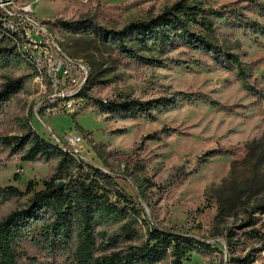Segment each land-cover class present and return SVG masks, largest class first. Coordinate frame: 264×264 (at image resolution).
<instances>
[{
  "label": "rangeland",
  "instance_id": "1",
  "mask_svg": "<svg viewBox=\"0 0 264 264\" xmlns=\"http://www.w3.org/2000/svg\"><path fill=\"white\" fill-rule=\"evenodd\" d=\"M3 1L0 91L10 82L20 89L0 105V222L28 207L29 184L43 190L61 159L24 161L28 144L18 141L31 134L54 144L55 135L61 148L81 136L66 149L110 176L117 194L95 208L96 259L142 246L158 229L194 240L184 264H264V33L255 32L264 29V0ZM180 2L204 10L210 27L192 32L240 66L198 52L180 32L168 43L141 39L135 24ZM31 19L46 23L52 42L37 43ZM59 48L87 64L84 97L52 72ZM30 58L49 59L40 79ZM124 100L169 103L142 115L118 112ZM163 129L160 141L142 144ZM9 187L22 195L2 192ZM60 240L55 248L26 240L20 263L75 264L77 224Z\"/></svg>",
  "mask_w": 264,
  "mask_h": 264
},
{
  "label": "trees",
  "instance_id": "2",
  "mask_svg": "<svg viewBox=\"0 0 264 264\" xmlns=\"http://www.w3.org/2000/svg\"><path fill=\"white\" fill-rule=\"evenodd\" d=\"M203 14V9L180 2L165 9L156 19L135 24V27L138 34L142 36L141 39L156 38L167 43L171 41L170 37L174 33L180 32L198 52L212 54L218 61L225 56L222 49L191 30L192 26L210 27L209 21ZM263 30L258 28L255 32L261 34L264 33ZM119 38L122 40V33L115 36V39L120 40ZM225 57L231 65L240 66L238 58L234 55L227 54ZM240 74L244 75V72L240 70ZM19 89L17 82L6 83L0 91V105ZM167 103L169 100H166L163 106L160 100L150 102L124 100L117 105L116 109L120 113L137 110L143 115L159 110L167 106ZM151 115L150 113L148 117ZM165 133L167 132L163 129L146 135L141 142L143 144L148 141H160ZM18 142V148L28 144L22 156L24 161L37 162L53 155H58L61 159L57 171L44 182L43 190L36 191L34 184H29L26 191V194L31 195L28 207L10 213L0 222V264H21L19 259L22 244L26 240L51 248L65 246V242L60 238H67V234L75 229L76 224L80 241L74 252L73 263L75 264H93L94 262L151 264L164 255H170L171 264H184L190 259L193 243H195L193 239L158 229L148 233L146 243L142 246L130 247L124 254L115 253L103 256L100 260L96 259L94 256L95 208L109 204L111 196L117 195L108 187L111 185V177L79 161L74 154L63 150L58 145L45 142L38 135H26ZM64 178L68 179V183L59 187V183ZM2 192L8 193L6 195H22L13 187L2 189Z\"/></svg>",
  "mask_w": 264,
  "mask_h": 264
},
{
  "label": "built area",
  "instance_id": "3",
  "mask_svg": "<svg viewBox=\"0 0 264 264\" xmlns=\"http://www.w3.org/2000/svg\"><path fill=\"white\" fill-rule=\"evenodd\" d=\"M40 1V0H36ZM6 5L3 0H0V8L5 7ZM25 11L32 12V8H25ZM29 23L32 25L29 27L35 29L36 33L40 40H38L39 45H45L52 42L53 38L51 36V33L49 31V28L47 27L46 23L38 22L35 20H29ZM30 62L33 63L36 71H37V77L40 79L44 72L49 68L48 61L49 59H40L37 60L35 58H30ZM52 72H58L61 73V75L65 76L66 78H71L73 83V89L74 94L73 96H83L85 89L88 85L89 81V68L87 64L84 62L71 58L63 53V51L59 48L57 51L56 59L54 60L52 64ZM104 104H107V101H104ZM81 105V104H80ZM53 140L57 143H54L55 145L60 144V140L53 135ZM82 140L81 136H69L66 138V141L64 142V145H60L61 148L65 151H68L66 147L72 148L76 145H78ZM72 153V152H71ZM76 153V152H74ZM72 153V154H74ZM75 155V154H74Z\"/></svg>",
  "mask_w": 264,
  "mask_h": 264
},
{
  "label": "water",
  "instance_id": "4",
  "mask_svg": "<svg viewBox=\"0 0 264 264\" xmlns=\"http://www.w3.org/2000/svg\"><path fill=\"white\" fill-rule=\"evenodd\" d=\"M62 184H63V182H60V183H59V187L62 186Z\"/></svg>",
  "mask_w": 264,
  "mask_h": 264
}]
</instances>
